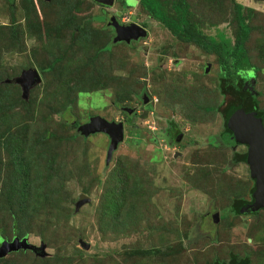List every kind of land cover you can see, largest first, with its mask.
Segmentation results:
<instances>
[{"label": "rangeland", "instance_id": "rangeland-1", "mask_svg": "<svg viewBox=\"0 0 264 264\" xmlns=\"http://www.w3.org/2000/svg\"><path fill=\"white\" fill-rule=\"evenodd\" d=\"M161 1L174 11L173 0ZM187 2L198 36L231 42L239 30L235 3L243 5L251 28L246 49L264 109V0ZM37 3L35 13L25 0H0V92H8L0 110V236L10 241L14 236L6 196L10 158L16 134L29 124L38 158L30 175L32 199L38 203L31 200L21 229L28 230L30 242L46 244V255L20 249L0 264H209L234 257L264 264V213L256 219L227 211L235 197L248 199L252 182L247 165H230L234 149L216 146L231 102L221 88L216 56L179 38L141 0L103 7L96 0ZM112 15L124 24L145 25L147 36L113 43ZM66 16L94 21L87 38L71 39L77 24L70 28ZM106 44L110 47L102 48ZM60 55L55 68L43 70ZM30 68L41 81L23 102L21 85L7 80ZM72 76L81 81L69 82ZM68 90L73 104L64 110ZM92 116L124 123V139L109 164V135H75L78 129L71 125ZM175 127L178 140L166 135ZM82 196L89 199L77 209ZM111 196L119 211L109 207ZM135 196L137 207L127 212ZM215 210L218 222L211 217Z\"/></svg>", "mask_w": 264, "mask_h": 264}, {"label": "trees", "instance_id": "trees-1", "mask_svg": "<svg viewBox=\"0 0 264 264\" xmlns=\"http://www.w3.org/2000/svg\"><path fill=\"white\" fill-rule=\"evenodd\" d=\"M25 1L27 3V7L29 9H32L36 13L38 9L36 8V5H38L37 0H25ZM10 2H13V0H10ZM141 4L152 15V17L162 22L179 38L188 42H194L199 46H201L202 48H204V50L207 51V53H213L216 56L217 62L220 66L219 77L221 79V88L224 93L230 96V98L231 97L234 98L223 111L225 115L226 127L220 134V136L223 135L224 137L221 136L220 139H222L225 142V145H229V146L235 145L236 139L235 141L233 140L234 134L230 128V121L233 114L240 107H244L247 112H256L257 115L262 117V119L264 120V109L260 107L259 91L256 89L254 90L250 89V87H245L246 85L245 80H247L250 76L254 75V71H253L254 66L250 61V57L246 49V41L248 40L251 28L246 21L245 15L243 14V5H241L240 3H235V9H236L235 16L237 17L239 22V30L237 32V35L235 36L236 37L235 41L231 42L230 39L225 37H221L220 40H217L216 37L209 36L208 40H205L200 36H198L197 30L194 27L192 29V26L189 24L188 21L190 5L187 2V0H173L171 6H173L172 8H174V11H172L174 12V14L164 9L163 7L164 4L162 3L161 0H141ZM73 19H74L73 17L65 18V20H67V23L70 25V28L73 27L75 24H77L76 29L73 28L70 29L71 39L76 41L77 39L87 38L85 36L89 35L88 34L89 23L93 24L94 21H91L90 19L88 20L86 19L84 21L76 22V20ZM37 27H39L40 31L42 32L41 30L42 25L40 23H37ZM64 28H69V27L65 25ZM62 29H63L62 27L59 28V30ZM46 31H48V35L51 36V30L49 31L48 28V30ZM104 47L105 49H108L110 46L109 44H106L105 46H102V48ZM46 52L48 53L47 50ZM63 58L64 55L55 56L50 61L49 68L45 67L43 70L47 71L48 69L55 68L57 63L61 61ZM14 78L15 77L8 79L11 80L9 82H11L13 85H16L18 83H16L13 80ZM71 78L72 79L69 82L81 81V79L76 80L73 76ZM84 82L88 83V80ZM82 88L83 87H78V92L83 91ZM70 89L73 91L75 88L70 87ZM1 92H0V110L3 108L2 105L3 95L8 96V92L4 91L5 92L4 94H2ZM65 94H66L65 95L66 98L64 99L65 102L64 103L62 102L61 105H63L62 109L68 110L72 107L73 99L70 98L71 93L69 92V90L68 93L66 92ZM20 100L26 102L27 99L22 97ZM115 102L116 104L119 103L117 100H115ZM60 112L63 113L64 111H60ZM80 124L81 123L78 121H76L75 124L71 123V125L77 127V129ZM21 129H22L20 130L21 132L16 134L17 145L14 147L12 151V156L10 158V163L12 164L11 168H13V171L11 170L10 173L11 179L9 181L10 185L6 191L7 192L6 196H8L7 208L9 210V213L11 214L14 225L13 226L14 236L12 238L16 236L20 237V235H23L25 237L28 234V230L21 229V226L23 224V221H26L25 220L26 213L30 211L33 204L38 203V201L36 200L34 201L32 199L33 196L32 190H33L34 181L30 179V175H32L33 167L38 164V158L35 157L34 155L36 149H34V147L30 145L29 142L32 139L31 135L29 134L30 125L23 124ZM79 134L81 133L77 130V132H75V135H79ZM34 143H40V142L37 141ZM234 154L235 152L233 153V157L230 161V165L240 162L239 161L240 159L238 160L235 159ZM247 158L248 156H245L243 160L247 161ZM127 174L128 176L130 175L126 171L125 175L127 176ZM126 180L127 179H125V181ZM128 186H129V182L127 180V184L125 185L124 188H122L121 194L126 195ZM106 195H108V191ZM111 197L109 199L108 205L110 208L112 207L113 211L115 210L116 212V210H118L121 207V205L120 203H117L115 201L116 198L114 196ZM237 199L241 200L240 198H235V200ZM31 200H33L36 203L32 204ZM136 200H137V196L133 197V200H131V205L130 207H128L127 212H129L130 208L132 209L137 207ZM233 204L234 203H232V205ZM235 204L237 205V203ZM38 206L39 205H37L36 208H38ZM237 214L239 213L237 212ZM44 223H47V219L44 221ZM23 236H21V238H23ZM0 237L2 238V240L5 239V237L2 235ZM188 240L191 241L192 239L188 238ZM3 259L4 258L1 257L0 262ZM236 261H238L237 257H234L229 262L222 261L219 259H214L213 262L209 264H232L235 263Z\"/></svg>", "mask_w": 264, "mask_h": 264}, {"label": "water", "instance_id": "water-1", "mask_svg": "<svg viewBox=\"0 0 264 264\" xmlns=\"http://www.w3.org/2000/svg\"><path fill=\"white\" fill-rule=\"evenodd\" d=\"M102 5L113 6L115 0H96ZM109 24L115 29V36L113 42L125 41L130 43L131 40H138L147 36V30L138 23L121 24L115 16L111 17ZM211 63L207 65L209 71ZM22 87V97L29 98L31 89L41 81L40 73L35 68L24 70L20 76L13 79ZM11 81V80H8ZM126 111H132L128 107H124ZM230 128L236 140L239 143L249 145V153L247 161L253 170V176L258 178V189L255 195L252 206L254 211L264 208V123L262 117L258 116L256 112H246L243 107H240L232 116L230 121ZM78 131L84 135L97 132H104L110 137V144L107 150L106 163L109 164L113 158L114 151L118 149L121 141L124 139V123L122 121H109L101 116H92L87 123H82L78 127ZM89 198L82 196L77 203L79 209ZM220 218L219 211L214 214V221L218 222ZM82 245L89 248V244L82 242ZM46 244L42 243L40 246L30 242L27 237H14L11 241L4 239L3 244L0 245V257L6 256L12 251L20 249H30L38 254L46 255ZM237 264H248L237 263Z\"/></svg>", "mask_w": 264, "mask_h": 264}, {"label": "flooded vegetation", "instance_id": "flooded-vegetation-1", "mask_svg": "<svg viewBox=\"0 0 264 264\" xmlns=\"http://www.w3.org/2000/svg\"><path fill=\"white\" fill-rule=\"evenodd\" d=\"M92 1H94V0H92ZM115 2H116V0H115ZM124 2H125V4H127L128 5V3H127V0H124ZM104 5H102L101 7H103ZM106 7V6H105ZM108 7V6H107ZM91 9H92V7H91ZM93 9H94V7H93ZM112 16H114V15H112ZM116 17V16H115ZM90 18V17H89ZM110 19V18H109ZM121 24H124V23H122L121 21H119ZM109 23V22H108ZM144 27H146L145 25H143ZM111 27L113 28V31H114V36L116 35L115 34V29H114V27L111 25ZM147 28V27H146ZM114 36H113V38H112V41H113V39H114ZM117 43H121V42H117ZM123 43V42H122ZM125 43V42H124ZM255 74V73H254ZM246 82V85H245V87H250V89H256L255 88V85L256 84H254L255 83V79H254V75L253 76H250L247 80H245ZM231 99V101L234 99V98H230ZM231 103V102H230ZM263 123H264V120H263ZM175 123H172V125H174ZM179 133L180 131L175 127L174 129H172V131H167V134L166 135H170L171 137L173 136V138H176V140H178V138H177V134L176 133ZM181 133V132H180ZM170 136H167V137H170ZM222 137H224L223 135H221ZM221 136H220V134L218 135V136H215L216 138H217V142H219L218 144H216V146H219V145H225V142L222 140V139H220L221 138ZM235 136H234V138H233V140L235 141ZM226 146H229V145H226ZM245 147L246 149H245V151H241V147ZM230 147H232V149H234L233 151L235 152V154H234V157H235V159H240L239 161L240 162H238V163H236V164H233V165H238V164H240V163H243V164H245V165H247L248 166V169H249V174H250V181L252 182V184H251V187H250V195H249V197H248V199H246V198H244V197H235V198H240L241 200H239V199H237V200H235V198L233 199V201H232V203H234L233 205H232V203H231V205H229L227 208V211L230 213V215L231 216H242V217H250V216H252V217H255L256 219H258L263 213H264V208H261V209H259V210H257V211H254L253 209H252V206H249V204H251V203H253L254 202V200H255V195H256V192H257V189H258V184H257V182H258V178H256V177H254L253 176V170H252V168H251V166H250V164L247 162V161H244L243 160V158L245 157V156H248V153H249V145H247V144H242V143H239L237 140H236V144L235 145H230ZM240 149V150H239ZM233 152V153H234ZM245 155V156H244ZM232 157H233V155H232ZM236 202H235V201ZM235 203H237V205L235 204ZM237 208V209H236ZM217 210H215V212H216ZM215 212L214 213H212L211 214V217H212V220L214 221V214H215ZM237 212L239 213V214H237ZM215 222V221H214ZM257 234V232L255 233V235ZM255 238V236L252 238V240ZM238 261H236L235 263H232V264H237V263H244V262H246V263H248V264H252L251 263V261L249 260V258L248 257H245V258H239V259H237Z\"/></svg>", "mask_w": 264, "mask_h": 264}]
</instances>
